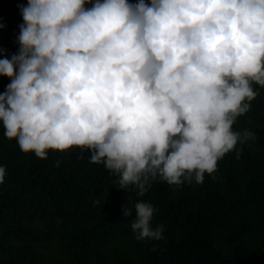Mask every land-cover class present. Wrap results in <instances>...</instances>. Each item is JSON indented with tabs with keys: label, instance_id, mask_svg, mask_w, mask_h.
<instances>
[{
	"label": "clouds",
	"instance_id": "obj_1",
	"mask_svg": "<svg viewBox=\"0 0 264 264\" xmlns=\"http://www.w3.org/2000/svg\"><path fill=\"white\" fill-rule=\"evenodd\" d=\"M19 7V49L0 57V76L10 78L0 123L24 153L81 146L119 188L143 196L157 180L202 183L225 154L239 156L257 138L234 124L260 93L253 82L264 86V0ZM121 208L137 239L162 237L151 201Z\"/></svg>",
	"mask_w": 264,
	"mask_h": 264
},
{
	"label": "trees",
	"instance_id": "obj_2",
	"mask_svg": "<svg viewBox=\"0 0 264 264\" xmlns=\"http://www.w3.org/2000/svg\"><path fill=\"white\" fill-rule=\"evenodd\" d=\"M26 3L0 0V57L19 49ZM9 82L0 76V93ZM253 83L260 93L234 128L250 127L257 138L239 156L225 154L202 183L157 180L143 196L119 188L81 146L39 158L0 123V264H264V86ZM140 199L158 209L160 239H137L123 216L121 205Z\"/></svg>",
	"mask_w": 264,
	"mask_h": 264
}]
</instances>
